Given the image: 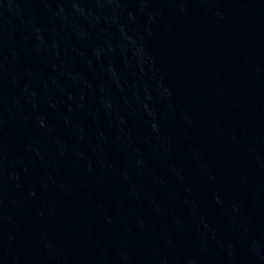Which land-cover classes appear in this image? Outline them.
I'll return each mask as SVG.
<instances>
[{
  "label": "water",
  "instance_id": "water-1",
  "mask_svg": "<svg viewBox=\"0 0 264 264\" xmlns=\"http://www.w3.org/2000/svg\"><path fill=\"white\" fill-rule=\"evenodd\" d=\"M0 264H264V0H0Z\"/></svg>",
  "mask_w": 264,
  "mask_h": 264
}]
</instances>
